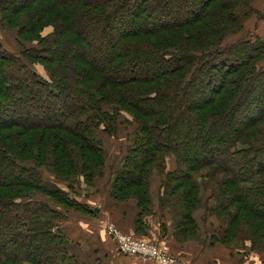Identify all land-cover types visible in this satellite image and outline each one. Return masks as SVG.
<instances>
[{
  "label": "trees",
  "instance_id": "1",
  "mask_svg": "<svg viewBox=\"0 0 264 264\" xmlns=\"http://www.w3.org/2000/svg\"><path fill=\"white\" fill-rule=\"evenodd\" d=\"M16 1L0 0V33L20 47L0 36V264H85L62 225L99 212L76 189L105 175L100 134L122 131L109 201L151 214L156 173L184 239L204 209L224 244L264 237V32L245 30L258 0Z\"/></svg>",
  "mask_w": 264,
  "mask_h": 264
},
{
  "label": "rangeland",
  "instance_id": "2",
  "mask_svg": "<svg viewBox=\"0 0 264 264\" xmlns=\"http://www.w3.org/2000/svg\"><path fill=\"white\" fill-rule=\"evenodd\" d=\"M20 1L25 0H19L18 2ZM18 2L16 1L14 5H19ZM256 6H260V9L264 11V0H258ZM246 25V31H248L249 29L252 30L254 22L247 21ZM82 28L83 23L81 22L79 24V29H81V32H83ZM0 36L7 49H11V51L17 54L20 53V47L16 42L15 31H4L0 33ZM81 56L82 54L80 53L71 52L69 56L67 55V58L72 61L80 59ZM60 77H66V74L61 73ZM201 96L202 95L194 94V96L189 98L188 104L191 105L193 103H199L201 100ZM189 123H193V121L190 120ZM256 130L258 133L259 129ZM126 134V132L123 134L122 131L120 134L121 139H115L109 137L108 135L100 134V139L104 142V147L107 151V168L104 170L105 175L100 181H96V184L94 186L85 187L83 185V188L77 187L76 189V196L80 198V201L87 203L91 207H96L97 209H99V212L91 215L81 214L75 211L69 212L70 220L66 223H63L62 225L64 228L66 227L67 232L74 239L75 250L78 252L81 261H83L85 264H113L110 258H116L115 256H126L125 253L121 252L117 240L114 239L113 241L112 239H110L107 229L108 226L113 224L123 234L129 235V237H133L139 242L155 245L161 248V250L166 251L169 257H173L180 262H186L187 264H192L191 260L184 256L181 257L169 253L167 249V244L165 243L166 239L173 235L174 238H177V241L179 243L192 245V247H195L198 242L201 243L204 248H207L206 244L208 242L209 244H213L212 246H215L216 244L217 246H215L214 248H217L219 251L223 250L225 253H230L233 256L239 255L240 259H238L237 264H243L244 261L247 260V256H252L256 259L259 258L264 263L263 234H261V236L253 243L251 242V239L247 234H239L238 238H233L232 241L227 244H224L219 240L214 239V237L216 236H222L223 224L221 222H218L215 218L210 217L208 210L205 209L200 210L196 215L198 216V218L202 219L203 222H201V224L199 225V233L194 239H184L181 234L178 235L176 233L174 224L176 221L174 217L175 215L170 209L161 208L159 204L161 198L160 193H162L160 187L161 178L158 177L156 173L154 174L155 185L153 186L152 194V197L154 196V201L152 202L151 214L148 213L147 215L144 214V216L139 217V213L141 211L134 199L128 198V200L122 201L119 204L112 199H110L109 203L105 202V198L101 199L100 195L104 193L107 188L110 189L109 178L113 176V174L115 173V167L118 166L123 157L125 149L124 146L127 143L126 141H128L124 139ZM257 137L261 141H264V126L260 128V132L259 134H257ZM189 156L192 157V154H189ZM195 161L196 160H194L193 163ZM190 163V165H192L191 161ZM166 168L167 171H171L175 168V160L173 157L168 158ZM138 170L139 168L137 170H134V172L136 174H139ZM197 178L198 180H200L199 175L197 176ZM200 182L202 183V180H200ZM210 189H212L211 185L205 187V190L208 192L207 194L200 187L199 196H201V199L203 198V202L205 203H207L206 201H209L207 197L208 195H210ZM66 191L70 192L69 190ZM72 196L73 198H75V195ZM209 204L213 205V200L209 201ZM206 206L207 205H205V207ZM118 220H122L125 226L121 225V227L118 224ZM71 222L72 225H74V227L78 229V233L75 236H73V233L70 230ZM103 233L105 234V236H102ZM107 236L109 238L106 241L104 239H100L102 237ZM108 240L111 242H109ZM41 252L43 253L44 251L41 250ZM138 258L141 257H137V259ZM258 264L262 263L258 261Z\"/></svg>",
  "mask_w": 264,
  "mask_h": 264
},
{
  "label": "crops",
  "instance_id": "3",
  "mask_svg": "<svg viewBox=\"0 0 264 264\" xmlns=\"http://www.w3.org/2000/svg\"><path fill=\"white\" fill-rule=\"evenodd\" d=\"M258 7L260 8V6ZM249 21L251 22L253 21L254 24L256 21H258L259 22L258 33L262 34L264 32V18L261 19V21L255 18H252ZM100 197L101 199L105 198V202L109 203V200L106 196L102 194L100 195ZM118 224L120 226L121 225L125 226L122 220H118ZM70 230L72 231L73 236H75L78 233V229H76L74 225H72V222L70 224ZM102 236H105V234L103 233ZM108 238L109 237L107 236V237H102L100 239H104L106 241ZM165 243L167 244V249L170 254L181 256V257L184 256L188 258L189 260H191L192 264H237L238 259H240L239 255L233 256L230 253L228 254L225 253L223 250L219 251L217 248L215 249L214 247L217 245L215 244V246H212L213 244H209V242L206 244L207 248H204L202 244L199 242L197 243V245H195V247H192V245H188L185 243H179L177 241V238H174V236L172 235L171 237L165 240ZM204 249H205V252H204ZM115 257L116 258H110L113 264H157L149 259L144 260V259L138 258L139 259L138 260L137 257H128V256H124V257L115 256ZM246 258L247 260H245L243 264H258V261L264 264L262 260H260L259 258L256 259V258H253L252 256H247Z\"/></svg>",
  "mask_w": 264,
  "mask_h": 264
},
{
  "label": "built area",
  "instance_id": "4",
  "mask_svg": "<svg viewBox=\"0 0 264 264\" xmlns=\"http://www.w3.org/2000/svg\"><path fill=\"white\" fill-rule=\"evenodd\" d=\"M107 231L109 236L117 240L121 251L126 254L141 257L144 260L149 259L157 264H187L186 262H180L173 257H169L166 251L161 250V248L155 245L139 242L135 238L123 234L113 224L108 226Z\"/></svg>",
  "mask_w": 264,
  "mask_h": 264
},
{
  "label": "water",
  "instance_id": "5",
  "mask_svg": "<svg viewBox=\"0 0 264 264\" xmlns=\"http://www.w3.org/2000/svg\"><path fill=\"white\" fill-rule=\"evenodd\" d=\"M58 232H59V233H63L62 229H60V228L58 229Z\"/></svg>",
  "mask_w": 264,
  "mask_h": 264
}]
</instances>
